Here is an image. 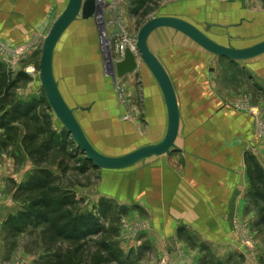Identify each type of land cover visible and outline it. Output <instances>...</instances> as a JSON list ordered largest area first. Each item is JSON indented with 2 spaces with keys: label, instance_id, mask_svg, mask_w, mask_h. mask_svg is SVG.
Listing matches in <instances>:
<instances>
[{
  "label": "rangeland",
  "instance_id": "obj_1",
  "mask_svg": "<svg viewBox=\"0 0 264 264\" xmlns=\"http://www.w3.org/2000/svg\"><path fill=\"white\" fill-rule=\"evenodd\" d=\"M138 1L115 0L116 6L106 8L113 12V18L117 16L122 28L114 32L117 40L111 39L113 52L116 44L129 43L132 49L130 44L135 42L141 26L164 9L200 29L204 22L227 25L238 24L241 17L246 19L236 28H214L208 33L224 46L229 41L234 47L244 48L264 40V0H176V5H171L174 0ZM65 3L66 0H0V66L13 78L25 77L17 86L14 106L22 113L31 110L28 126L22 120L9 132L0 129V264H39L47 255L39 243L40 229L29 227L12 235L7 225L9 218L15 221L26 208V201L18 199V188L42 171L58 178L61 188L77 202L75 226L79 227L83 220L98 225L95 238L103 237L109 245L114 257L111 264H197L194 258L198 255V264L218 263L217 256L206 255L208 249H202L206 227L217 223L206 224L203 216H192L190 222L189 216L188 220L178 219L182 223H175L176 228L168 233L163 209L177 218V208L158 203L161 186L156 173H146L149 163L120 172L94 169L50 110L38 82L41 45ZM94 31L88 22L75 23L56 53L54 70L63 97L71 107L88 108V112L78 110L77 119L91 143L107 156L123 155L145 143L157 142L165 121L154 82L146 74L145 81L141 78L137 86L126 83L117 92L105 91L95 71L97 66H90L93 57L88 51L91 40L96 38ZM97 37L100 41L98 34ZM165 45L199 50L172 30H157L149 39L153 53ZM98 48L105 62L108 53L104 43ZM199 52L203 56L198 59L175 56L170 63L165 61L177 81L183 114V136L177 145L197 154L191 163L184 152L171 153L168 160L174 172L184 178L195 163L210 174L209 181L217 177L209 168L225 167L223 171L234 178L230 181L234 206L230 208V225L236 239L233 246L245 249L243 259L235 263L264 264V259L258 260V254L264 255V56L237 63ZM121 55L118 48L114 58L118 61ZM146 96H150L149 107ZM123 109L124 114H120ZM236 112L245 114L247 122L233 120L230 113ZM184 134L191 135L188 141L197 143L182 147ZM26 135L36 136L39 145L48 148L49 163L36 166L21 144ZM234 172H240L239 178ZM205 181L199 198L202 193L206 195ZM184 248L189 254L186 257Z\"/></svg>",
  "mask_w": 264,
  "mask_h": 264
},
{
  "label": "water",
  "instance_id": "obj_2",
  "mask_svg": "<svg viewBox=\"0 0 264 264\" xmlns=\"http://www.w3.org/2000/svg\"><path fill=\"white\" fill-rule=\"evenodd\" d=\"M115 0H66L63 11L51 24L50 29L41 45V56L39 60L38 82L44 92L46 101L50 110L58 120L61 127L67 132V135L73 141L78 150L85 156L87 162L97 170L107 172H120L132 169L144 162L157 159L155 166H165L166 159L171 153L185 152L177 146V140L181 133V109L178 100L177 81L165 67L164 59L168 56L177 55L186 57L195 55L193 50L170 46L165 47L153 53L149 48V38L157 30L169 29L175 34H181L190 40L202 53L222 58L230 62H247L264 56V40L253 45L238 48L228 43L224 46L208 36L212 28L230 30L240 26L238 24L222 25L218 23H203V29H200L193 23L177 16H171V10H163L161 15L155 16L146 21L139 29L134 48L135 55L129 47L123 49L122 58L119 61H106L102 63L104 69V82L115 84L128 75L136 73L138 63H141L146 71L149 72L155 82L161 95L162 103L165 109L166 124L164 126L161 138L155 143H145L138 148L128 151L123 155L107 156L101 153L89 140L82 125L77 119L76 113L88 111V108H74L66 102L63 97L59 82L55 76V56L62 45L67 32L77 22L90 23L94 27L95 43L100 47L103 40L111 43L112 25L105 27V22L110 21L113 12H107L106 8L113 6ZM171 9V7H169ZM114 13H116L114 11ZM226 17V13H222ZM100 20L98 22V18ZM114 28V27H113ZM104 30L106 35L98 40L97 34ZM102 37V35H100ZM91 40V44H92ZM93 43V44H95ZM95 44V46H96ZM101 53V51H100ZM94 56L95 50L89 53ZM186 55V56H185ZM97 56V55H96ZM139 61V62H137ZM106 66V67H105ZM114 87V86H113ZM111 88H108L109 90ZM124 114V110L121 111Z\"/></svg>",
  "mask_w": 264,
  "mask_h": 264
},
{
  "label": "trees",
  "instance_id": "obj_3",
  "mask_svg": "<svg viewBox=\"0 0 264 264\" xmlns=\"http://www.w3.org/2000/svg\"><path fill=\"white\" fill-rule=\"evenodd\" d=\"M144 1L139 0L138 4ZM18 76L13 78L11 72L0 66V129L6 132L22 120L29 125L31 110L22 113L14 106L17 86L25 81L23 75ZM21 144L33 157L36 166L49 163V150L39 145L36 136L26 135ZM18 193V199L26 201V208L15 221L12 218L7 220L8 229L12 235H19L29 227L40 229L39 243L47 255L39 264H111L114 261L103 237L95 238L99 228L94 221L83 220L79 227L75 226L73 216L77 202L61 188L58 178L42 171L19 187Z\"/></svg>",
  "mask_w": 264,
  "mask_h": 264
},
{
  "label": "crops",
  "instance_id": "obj_4",
  "mask_svg": "<svg viewBox=\"0 0 264 264\" xmlns=\"http://www.w3.org/2000/svg\"><path fill=\"white\" fill-rule=\"evenodd\" d=\"M176 3H177L176 0H174L173 2H171V5H176ZM166 5H170V3L166 4ZM114 6H116V5L114 4ZM166 30H169V29H166ZM93 43H95L94 40L92 41V44L90 42V44H91L90 50L91 51L95 47V44H93ZM170 46L187 48V47L182 46V45H179V46L178 45H165V46L160 47L157 51H159L162 48L170 47ZM149 48H150V46H149ZM188 49H190V48H188ZM150 50H151V48H150ZM191 50H193V52H195V55L194 54L191 56L185 55L187 58H193V59L197 58L198 59V58H201L203 56L200 54V52H199L200 50H194V49H191ZM175 56H177V55L165 57L164 60L168 61L170 63L171 61H173L172 59ZM177 57H179V56H177ZM180 58H182V57H180ZM165 61H164V64H166ZM165 67H166V65H165ZM144 72L145 73H143V71H140L138 73L128 75L124 79L117 81L116 86H115V84L109 83L108 88H111V89H109L108 91H112V92L116 91L117 92V91H119L118 88L120 86H122L123 84H126V83L128 84V86H131V87L137 86V85H139V80L141 78H144L143 80L145 81L144 75H146V74L153 81L151 75L149 73H147V71H144ZM141 83H143V81ZM154 86L158 90L155 82H154ZM105 87H107V86H105ZM104 90H105V88H104ZM106 91H107V89H106ZM159 91L160 90H158V97L160 99V104H161L162 110H163V117H164V121H165L164 126H165V124L167 122L166 121V115H165V109H164L162 99H161V95H160ZM145 95H146V93H145ZM149 97L150 96H146V105H148L147 107H149V105L151 104V102H148V101H150ZM82 112H88V111H82ZM119 112H120V114H122L121 111H119ZM230 117H232L233 120H238L239 123H241V124H242V122H244V123L247 122L246 121L247 116L241 112L230 113ZM113 118H115V116H113ZM189 121H191V119ZM182 122H183V114L181 111V126L184 125V124H182ZM189 135L184 134L185 144H184V146H182L184 148L190 147L191 144H193V143H197L196 140L188 141L187 138ZM240 135H241L240 137L242 138L243 135L242 134H240ZM182 136L180 135V138H182ZM244 138L245 137H243V139ZM179 140L180 139H178L177 142ZM179 144H180V142H179ZM181 145H182V143H181ZM184 151H185L184 155L186 157H189L187 159L188 160L187 162H190V160L196 159L194 157H196L197 154H195L193 152V150H191V151L184 150ZM189 154H190V156H189ZM148 161L145 162V164L149 163L146 166V169H148L146 171V173H149V174L152 173L151 175H153V173H156L155 174L157 176L156 179L159 182V186H161L159 188L160 194H158V203L161 204V207L169 205V206L175 207V209L177 208L176 209L177 216H178L177 218L173 217V215H175V214L171 211L163 209V213L161 212L164 216V223H166V222L168 223V226H167L168 233H170V229H172L173 227L176 228V226L174 225L175 223H177V222L182 223L179 221V220H181V218H186L188 220V217L191 216V219L189 220L191 222L192 216H199L200 218H201V216H203L205 218L206 224L207 223L208 224L217 223L216 226L210 225V226L206 227L207 234L205 236V239L202 241L204 243L202 249L203 250L208 249L207 252H205L206 255H208V254L212 255L213 254V255L217 256L218 263H214V264H237V263H235L237 260H239V259L242 260L243 259L242 255H245V249L240 247V246H233V244H235V242H236V239H235V237H233V234L231 232V225H230V222H231L230 218L232 216L230 213V208L234 207L231 204V203H233V200H231V197H230V181L231 180L233 181L234 178L232 177V179H231L229 177V172L223 171L225 167L220 166L217 169H214V168L210 169L209 168L208 170L211 171L213 176L217 175V177H215V181H209L210 180V174L205 172L206 169H204L203 167L194 166L196 163L193 165L191 172H188V173L186 172L185 175H189V176L184 178V177H182L181 174L174 172L173 168L171 167L172 166L171 161L168 160V158L166 159V165L165 166L161 165L159 167L155 166L156 163L158 162L157 159H151ZM150 161H153V162H150ZM215 171H218V173H216ZM205 173H207L206 175H208L206 178L204 176ZM239 174H240V172L235 173V175H237L238 178H239ZM149 178L152 179L153 177L149 176ZM203 180L207 181L206 186H205L207 188V190L204 191L206 195L204 196V194L202 193L200 195V198H199L198 193L200 192V190L203 187V184H204V183H202ZM211 186L213 187V189L211 188ZM209 189L213 190L212 194L208 193ZM214 192H215V194H214ZM242 204L243 203H240V205H242ZM161 207H159L157 213L160 212ZM199 221H201V219ZM205 244L207 246H204ZM186 251H187L186 248H184V252H183L184 257H186V255H189ZM168 253L171 254L170 252H168ZM201 253L204 254V252H201ZM174 256H175V254L173 255V259H174ZM258 256H259L258 260L264 259V255H262V253L258 254ZM198 260H199V255L194 258V262L197 261V264H198ZM184 261H186V260H184ZM191 261L193 262V259Z\"/></svg>",
  "mask_w": 264,
  "mask_h": 264
},
{
  "label": "flooded vegetation",
  "instance_id": "obj_5",
  "mask_svg": "<svg viewBox=\"0 0 264 264\" xmlns=\"http://www.w3.org/2000/svg\"><path fill=\"white\" fill-rule=\"evenodd\" d=\"M115 2V1H114ZM223 13H225V12H223ZM226 17H227V15H226ZM225 16L223 17V18H226ZM241 24L243 23V21H246V19H243L242 17L241 18H239V20H238ZM105 24L107 25V26H109V27H111V25L114 27H112V33H113V36H114V32H117V31H120L122 28L120 27L121 25H120V23L118 22V19H117V16H114V18L112 19V20H110V21H107V22H105ZM120 26H119V25ZM240 24V25H241ZM229 25V24H228ZM212 29H214V28H212ZM211 29V30H212ZM219 29V28H218ZM96 44V43H95ZM92 50H95V53L96 54H94V56L96 57V58H92L91 59V61H92V64L90 65V66H97V69L98 70H95L96 71V74L99 76L100 75V77H101V80H102V85H103V87L105 88V91H106V89H108L107 87H105V83H104V74H106V73H104V69H102L103 67H102V63H104L103 62V57H102V55H101V53H100V51H99V48H98V44H96V46L92 49ZM90 53V49H89V51H88V54ZM134 54L135 55H137L136 54V52H134ZM97 55V56H96ZM89 56H91L90 54H89ZM92 57V56H91ZM137 62H139V61H137ZM140 71H143V73H145L144 71H146V69H145V67L141 64V63H138V67H137V70H136V73H138V72H140ZM147 73H149L148 71H147ZM108 91V90H107Z\"/></svg>",
  "mask_w": 264,
  "mask_h": 264
},
{
  "label": "bare ground",
  "instance_id": "obj_6",
  "mask_svg": "<svg viewBox=\"0 0 264 264\" xmlns=\"http://www.w3.org/2000/svg\"><path fill=\"white\" fill-rule=\"evenodd\" d=\"M181 5H183V4H181ZM183 6H184V5H183ZM99 20H100V17L98 18V22H99ZM111 20H112V17H111ZM118 22H119V20H118ZM100 35H102V37H100V39H102V38H103V35H106L105 31H104V30H101L99 36H100ZM115 40H116V39H114V41H115ZM103 43H104V48L106 49V51H107V53H108V55H107L106 58H105V62H106V61H110V58L113 59V58H112V55L110 54L111 51H112V46H111L112 43H111V44L108 43V42L106 41V39L103 40ZM130 45H131V47H132L131 51L135 52V49H133V48H134V43H132V44H130ZM119 47H120V45H118V44L114 45L115 51H116V49L119 48ZM129 49H130V47H129ZM113 57H114V53H113ZM105 62H104V63H105ZM105 67H106V66H105Z\"/></svg>",
  "mask_w": 264,
  "mask_h": 264
},
{
  "label": "built area",
  "instance_id": "obj_7",
  "mask_svg": "<svg viewBox=\"0 0 264 264\" xmlns=\"http://www.w3.org/2000/svg\"><path fill=\"white\" fill-rule=\"evenodd\" d=\"M105 27H108V26L105 24ZM117 34H118V33H117ZM119 34H120V33H119ZM115 35H116V34L114 33V36L112 35L111 37H112L113 39H116V38H115ZM120 35H122V34H120ZM116 40H117V39H116ZM123 41H124V40H122V42H123ZM125 43H126V42H125ZM110 44H111V43H110ZM112 46H113V45H112ZM127 46L129 47V43H127V44H120V47H119V48H120L122 54H123V49H124L125 47H127ZM133 49H135V48H133ZM116 50H118V48H117ZM130 50H131V49H130ZM114 52H115V48H114ZM114 52H113V47H112V58H113V59H111V60L114 61V62H116V61H117L116 58L113 57V53H114ZM132 52H133V51H132ZM133 53H134V52H133ZM121 56H122V55H121ZM115 60H116V61H115ZM120 60H121V59H120ZM118 61H119V60H118Z\"/></svg>",
  "mask_w": 264,
  "mask_h": 264
}]
</instances>
